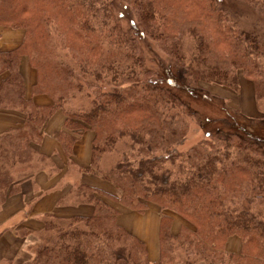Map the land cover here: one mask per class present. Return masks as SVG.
Listing matches in <instances>:
<instances>
[{"label": "trees", "instance_id": "obj_1", "mask_svg": "<svg viewBox=\"0 0 264 264\" xmlns=\"http://www.w3.org/2000/svg\"><path fill=\"white\" fill-rule=\"evenodd\" d=\"M115 1L0 0V26L24 32L17 48L0 51V109L23 116L21 126L0 135V209L34 174L59 173L37 150L56 111L65 117L57 140L68 159L82 132L94 134L90 166L67 165L116 190L78 182L57 208L89 205L91 215H43L39 231L16 232L36 237L28 246L32 257L3 261L264 264V42L256 32L264 0H234L258 9L249 14L258 18L249 31L228 0H118L137 17L139 30L130 32ZM145 39L169 59L167 70L146 68ZM23 57L36 73L31 95L52 104L38 106L26 96ZM242 80L252 84L256 118L200 88L239 93ZM192 122L204 138L179 151ZM115 205L136 213L159 209L155 263L145 243L119 225ZM171 215L185 222L177 233ZM232 236L241 240L238 254L224 249Z\"/></svg>", "mask_w": 264, "mask_h": 264}, {"label": "crops", "instance_id": "obj_2", "mask_svg": "<svg viewBox=\"0 0 264 264\" xmlns=\"http://www.w3.org/2000/svg\"><path fill=\"white\" fill-rule=\"evenodd\" d=\"M23 37L24 32L22 30L0 29V51H11L17 48L22 43ZM19 69L25 79L26 96L38 106L52 104V100L46 95H31V88L36 82V73L30 67L26 57L21 59ZM241 85L240 92L234 95L238 98V102L232 103L234 104L233 108L246 116L256 118L260 113L255 102L252 84L248 81H242ZM236 97H234V102H236ZM64 121L63 113L56 111L44 125L42 129L43 138L37 146L38 151L51 159L59 173L49 174L43 170L34 174L32 178L24 181L22 191L10 196L0 209V229L2 228L0 230V261L17 259L18 253L31 242L32 238L20 239L16 232L22 229L39 231L43 226V215L48 213L63 217L91 215L92 207L89 205L57 208V201L78 182L97 187L105 192L116 193V190L106 182L92 175L79 176L75 167L67 165L68 160H71L81 168L90 166L91 144L94 134L89 130L82 132L77 137L72 148V155L68 159L57 140L59 132L64 130ZM22 122L23 116L17 112L0 109V135L12 128L21 126ZM32 199L35 201L29 211L28 203ZM115 207L119 206L115 205ZM155 207L150 205L144 213H136L120 206L117 217L119 225L145 243L149 260L152 262L158 258V253L154 251V236L152 237L153 233L158 234L157 229H159L160 220L159 209ZM135 219H145L146 222H141V226L137 227L136 223L139 221ZM176 229L177 227L173 223L172 232H175ZM229 242L230 240H228ZM149 243L151 247H149Z\"/></svg>", "mask_w": 264, "mask_h": 264}, {"label": "rangeland", "instance_id": "obj_3", "mask_svg": "<svg viewBox=\"0 0 264 264\" xmlns=\"http://www.w3.org/2000/svg\"><path fill=\"white\" fill-rule=\"evenodd\" d=\"M228 2L226 4V6H228L229 9L232 10L231 12L233 14L238 15L236 13L238 10H240L242 12V14L244 13V15L241 18H239L240 26L245 31H249L250 29H252L253 25H255V22H257L258 18L256 15L252 16L249 14L259 13L258 9H256L255 7L251 8V7L245 6V5H235L236 2L234 0H231V1L228 0ZM115 13H116V16L120 17L119 23L126 32H128V31L130 32L129 27H131V26L135 27L136 30H139L138 24H137V22H138L137 17L133 14L132 9L129 6H127L125 3H123L122 1L116 0L115 1ZM257 15H259V14H257ZM256 26H257L256 32L259 34L260 39H262V41L264 42V21L260 20L259 23L256 24ZM0 29L3 30V29H10V28H4V27L0 26ZM142 44L145 48V49L143 48V56L145 59L146 68H149V69H151L153 71H157V72H159L160 69L163 70L166 68L165 70H167L169 67L168 66L169 59L164 54L161 53V51L156 47V45L153 42L149 41L148 39H145ZM200 88L202 90H205V91L211 93L213 96L224 100L226 102L225 104L232 109H234L233 108L234 104H232V103L238 102V98L236 96H234V95H237L238 93H235L234 91H232L228 88L219 87V86H215V85L214 86L213 85H205V84L201 85ZM234 97H236L235 98L236 102H234ZM259 116H260V114H259ZM203 138H204V134L200 130L199 125L196 122H192L189 124L184 143L179 147L178 150L179 151H185L186 149L190 148L191 146H193L197 142L201 141ZM114 157H115V155H112V158H114ZM119 207H117L118 210H119ZM137 216H140V215H137ZM171 216H173V218H174L173 223H175V226L177 227L176 231L173 233H177L180 226L182 224H185V222L182 221L177 216H174V215H171ZM135 220L139 221L136 223L137 227H140L141 222L145 221V219H135ZM149 223H151V222L149 221ZM157 231H158V229H157ZM157 235H158L157 233L156 234L153 233L152 237L154 236V239H153L154 251H156L158 253ZM30 238H32V240H30L31 242L29 244H27L26 247L24 246L21 249V251L18 253V256L16 257L17 263H21L23 261L29 260L32 257V252L29 250L28 246L32 245L36 241V237L31 236ZM228 240H230L229 243H228ZM228 240L224 246L225 251L227 253L238 254L241 250V240L235 236L229 237ZM149 247H151L150 243H149ZM157 256H158V254H157ZM148 260H149V257H148ZM149 262L155 263V262H152L150 260H149ZM0 264H8V263H6L5 261H2V262H0ZM200 264H202V263H200Z\"/></svg>", "mask_w": 264, "mask_h": 264}]
</instances>
